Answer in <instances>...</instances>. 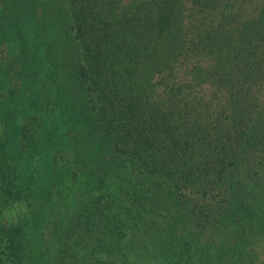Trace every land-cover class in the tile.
<instances>
[{"label": "trees", "instance_id": "trees-1", "mask_svg": "<svg viewBox=\"0 0 264 264\" xmlns=\"http://www.w3.org/2000/svg\"><path fill=\"white\" fill-rule=\"evenodd\" d=\"M234 1L264 14L0 0V264H264V17L223 34Z\"/></svg>", "mask_w": 264, "mask_h": 264}, {"label": "rangeland", "instance_id": "rangeland-1", "mask_svg": "<svg viewBox=\"0 0 264 264\" xmlns=\"http://www.w3.org/2000/svg\"><path fill=\"white\" fill-rule=\"evenodd\" d=\"M56 6L59 4L58 0H55L54 2V6ZM231 6L235 9V13L233 14V16L230 17V20H228L229 22L226 24V29L223 31L224 33H227L228 29H233L234 31L236 30L235 27H239V28H244L246 26L251 25V22H259L261 21V19L264 17V14L260 17V12H257L255 10L254 3L252 2H242L239 4L238 8H235V6H237V3L234 1L231 3ZM228 11V10H227ZM221 10H217L213 13L212 19L215 21L219 18ZM233 17V18H232ZM226 18L223 19V21ZM248 30V29H247ZM251 33V37L253 39V43L256 44V50L253 51V55L250 57L251 61H250V65L252 66H264V26L261 25V27H259L258 29H251L250 30ZM1 37V36H0ZM8 37L4 36V38H1L0 40V47L4 48V53H3V57L0 59L1 61L3 60L4 62H6L9 59L10 56V51L9 48L7 46V44L10 43V41L7 40ZM240 38H233L230 42H225L228 45H230L235 51L236 53V49L239 48L238 42H239ZM246 42L244 40L240 41V44L243 48L244 44ZM249 42H247L248 44ZM251 45V44H250ZM248 45V47L250 46ZM254 48V47H253ZM221 52L216 51V53L214 55H219V60L220 63L225 62L226 64L227 61V54H229V50H227V47L225 44H222V48ZM247 47L239 50V54L241 52H243L242 50H246ZM0 53H2L0 51ZM244 56V53H243ZM215 63H217L215 60H210V63L208 64V66H214ZM5 64V63H4ZM202 98L205 100H210V99H215L211 96V92L209 89H205L202 91L201 94ZM10 130H12L10 128ZM253 245V251L254 254L258 257L259 261H262L264 259V234L260 231H257L256 233V237L254 239V241L252 242Z\"/></svg>", "mask_w": 264, "mask_h": 264}]
</instances>
